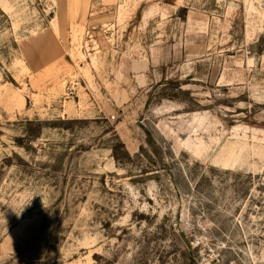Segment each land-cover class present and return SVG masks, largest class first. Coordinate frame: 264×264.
Wrapping results in <instances>:
<instances>
[{
	"label": "rangeland",
	"instance_id": "rangeland-1",
	"mask_svg": "<svg viewBox=\"0 0 264 264\" xmlns=\"http://www.w3.org/2000/svg\"><path fill=\"white\" fill-rule=\"evenodd\" d=\"M0 264H264V0H0Z\"/></svg>",
	"mask_w": 264,
	"mask_h": 264
},
{
	"label": "trees",
	"instance_id": "trees-1",
	"mask_svg": "<svg viewBox=\"0 0 264 264\" xmlns=\"http://www.w3.org/2000/svg\"><path fill=\"white\" fill-rule=\"evenodd\" d=\"M179 91L181 93H183V94L189 95V91L188 90H181V89H179ZM174 96H176V95H171V97H174Z\"/></svg>",
	"mask_w": 264,
	"mask_h": 264
}]
</instances>
